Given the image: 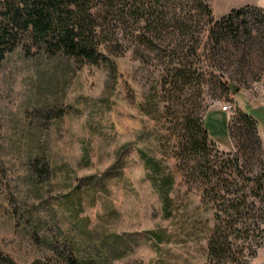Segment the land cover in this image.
I'll return each mask as SVG.
<instances>
[{
    "label": "rangeland",
    "instance_id": "1",
    "mask_svg": "<svg viewBox=\"0 0 264 264\" xmlns=\"http://www.w3.org/2000/svg\"><path fill=\"white\" fill-rule=\"evenodd\" d=\"M206 1L211 14L185 11L183 27L156 25L117 1L99 19L96 63L62 55L58 29L37 41L31 11L12 2L0 61V264H214L209 236L219 211L235 220L237 254L264 264V13L236 17V33L223 20L256 4ZM150 35L162 40L149 44ZM182 57L205 74L177 102L204 116L218 150L213 166L223 167L237 202L246 198L238 212L204 201L206 178L187 180L176 140L161 139L169 126L145 110L149 102L163 107L165 69ZM230 101L235 113L223 108ZM236 155L238 165L230 162ZM238 170L249 179H237Z\"/></svg>",
    "mask_w": 264,
    "mask_h": 264
},
{
    "label": "trees",
    "instance_id": "2",
    "mask_svg": "<svg viewBox=\"0 0 264 264\" xmlns=\"http://www.w3.org/2000/svg\"><path fill=\"white\" fill-rule=\"evenodd\" d=\"M14 0H3L2 8L6 11L0 21V61L5 58L6 46L10 39V31L6 26L9 18L7 11H13ZM19 3L25 4V7L30 12L28 26L30 25L35 31L37 41L48 42L50 32L58 29V37H56L57 49L61 50L62 55H70L77 60L84 62H98V59L103 52L100 49L99 37L104 33L103 29H99L100 18L106 11L113 9V6L120 0H16ZM130 2V8L133 11H141V15L146 17V20L156 25L163 24L165 20L178 22L179 25L189 26L188 21L184 18L187 16L185 11H193L197 8L202 13L211 14L212 9L206 0H126ZM253 8L264 13V9L259 6L247 5L240 9H234L223 21L222 29L225 30L228 26L232 32L238 33L239 28L235 26L236 17L244 15L245 11ZM55 11H63L59 17ZM58 17L55 18V17ZM116 36V37H115ZM114 38L121 40L118 33H115ZM162 39H158L156 35H150L147 39L149 44L159 43ZM148 45V44H147ZM204 71L200 67L191 64L185 57L175 61L165 69L163 92L161 94L164 103L161 107L158 102H149L145 106L148 114L155 117L156 113H160L158 117L160 122H163L169 130V133L161 137L163 144L170 145L174 139L177 155L180 157L181 163L189 167L187 170V180H193L197 177L206 178V186L202 189L204 193V201L208 197L211 201H215V207H219L221 211L232 209L238 212V203L246 202V198L237 202L240 197L236 191L225 189V181L228 178L223 177V167L217 170L213 164L211 157L216 145L209 136V129L206 125L204 116L201 112L196 111L187 103L177 102V99L184 95L185 88L193 82H199L204 75ZM225 88H231V83H225ZM161 101V102H162ZM177 106V107H176ZM185 112L181 117L174 116V112ZM241 115L251 125H255L257 118L252 117L248 113L242 111ZM172 123H168L169 118ZM157 118V117H155ZM171 124V125H170ZM191 159H194V164L190 165ZM147 164L159 168V163L151 157L147 158ZM239 157L236 155L230 162L239 164ZM198 173V175H196ZM236 174V173H235ZM238 174V175H237ZM236 178L244 181L249 179L243 174V170H238ZM229 176L233 177L232 172ZM214 179L216 183L214 184ZM235 178V177H234ZM235 178V179H236ZM169 182V179L162 180V184ZM224 182V184H222ZM247 197V196H246ZM165 206H170V198L164 195ZM218 223L211 231L209 236V256L214 264H252L251 258L244 254L239 256L234 247V242L231 238L235 220H226L219 212L216 213ZM11 264H15L13 259H10Z\"/></svg>",
    "mask_w": 264,
    "mask_h": 264
},
{
    "label": "crops",
    "instance_id": "3",
    "mask_svg": "<svg viewBox=\"0 0 264 264\" xmlns=\"http://www.w3.org/2000/svg\"><path fill=\"white\" fill-rule=\"evenodd\" d=\"M247 3H253L256 4L257 6L261 7L264 9V0H249ZM264 105V104H262ZM261 105V106H262ZM253 115V114H252ZM254 116V115H253ZM255 118H257L256 116H254ZM262 125V124H261ZM264 128V127H263Z\"/></svg>",
    "mask_w": 264,
    "mask_h": 264
},
{
    "label": "built area",
    "instance_id": "4",
    "mask_svg": "<svg viewBox=\"0 0 264 264\" xmlns=\"http://www.w3.org/2000/svg\"><path fill=\"white\" fill-rule=\"evenodd\" d=\"M223 108H224L225 110H230V111L233 112V113H235L236 110H237L236 108L233 107L231 101L228 102V103H226V104L223 106Z\"/></svg>",
    "mask_w": 264,
    "mask_h": 264
}]
</instances>
